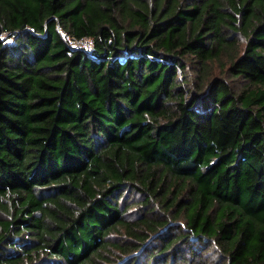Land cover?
Returning a JSON list of instances; mask_svg holds the SVG:
<instances>
[{
  "label": "trees",
  "instance_id": "obj_1",
  "mask_svg": "<svg viewBox=\"0 0 264 264\" xmlns=\"http://www.w3.org/2000/svg\"><path fill=\"white\" fill-rule=\"evenodd\" d=\"M127 257L264 264V0H0V264Z\"/></svg>",
  "mask_w": 264,
  "mask_h": 264
},
{
  "label": "rangeland",
  "instance_id": "obj_2",
  "mask_svg": "<svg viewBox=\"0 0 264 264\" xmlns=\"http://www.w3.org/2000/svg\"><path fill=\"white\" fill-rule=\"evenodd\" d=\"M2 39H4V41H6L7 42V44L8 43H12L13 41H14V39L13 38H11V36H8V35H4L3 37H2ZM80 47H86L87 49H91V43H89V42H85L84 44H81V45H79ZM235 53L236 52H238L239 53V55H241L242 54V47H236V50L234 51ZM233 52V53H234ZM231 56H232V54L231 55H228V54H225L224 55V58H223V61H219V62H217V63H215V64H213L214 66L209 70V73H208V77H207V83L208 82H211L212 81V79H214V78H219V77H223V75H224V72H225V70H222V64H226V63H228L229 62V60H230V58H231ZM228 67L229 66H227V68L226 69H228ZM180 73H182V71H180ZM183 74V73H182ZM182 80H183V77L181 78ZM206 86V85H205ZM193 88V87H192ZM126 197H128V199L129 200H131V201H133L134 203H135V205L133 206V207H131L129 210H127L128 211V213H127V219L129 220V221H135V220H138L141 216H142V212H143V210L136 204V201H137V199H139V197L138 196H136V194H130V193H126L125 194V197L124 198H121V200H120V203H122L123 201H124V199L126 198ZM128 206H126V208H127ZM184 223V221L183 222H176V221H171L170 222V224L167 226V227H165L164 229H162V231H160L161 232V234L162 233H164V232H166L167 230H169V226H176L177 224H183ZM156 236H153L151 239H150V241H154V238H155ZM112 238L114 239H112L113 241H121V240H119L120 239V237L118 236V235H114V236H112ZM148 242V244H146L145 246H147V245H151V242ZM141 253V251H139L138 253H136L135 255H137V254H140ZM216 258H218V255L217 254H214V251L213 250H211L210 252H209V259H210V261H213L214 259H216ZM126 259H128V257L127 258H125V259H123L120 263H118V264H122ZM198 260L199 259H197V260H191V264H197L198 263Z\"/></svg>",
  "mask_w": 264,
  "mask_h": 264
},
{
  "label": "built area",
  "instance_id": "obj_3",
  "mask_svg": "<svg viewBox=\"0 0 264 264\" xmlns=\"http://www.w3.org/2000/svg\"><path fill=\"white\" fill-rule=\"evenodd\" d=\"M72 45H74L75 47H80L79 45H81V43L76 42V41H71Z\"/></svg>",
  "mask_w": 264,
  "mask_h": 264
}]
</instances>
